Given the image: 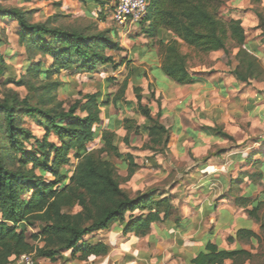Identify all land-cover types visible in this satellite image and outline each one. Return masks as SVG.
I'll return each mask as SVG.
<instances>
[{
    "label": "trees",
    "instance_id": "1",
    "mask_svg": "<svg viewBox=\"0 0 264 264\" xmlns=\"http://www.w3.org/2000/svg\"><path fill=\"white\" fill-rule=\"evenodd\" d=\"M87 12L93 6L100 20L105 19L104 6L108 0H77ZM229 0H147L144 17L138 22L140 32L156 38L161 71L179 86L191 82L186 46L196 54L223 50L229 53L228 42L238 47L234 57L237 64L233 73L247 81L259 68L256 57L244 47V28L240 19H224L220 8ZM264 42V13L258 5L261 0H250ZM257 6V7H256ZM260 7V6H259ZM0 19L16 23L18 44L25 50L26 61L19 78L7 81L24 86L36 98H22L16 92L0 96V264H11L24 253L33 257L55 261L63 251L80 252V257L107 252L102 242L90 244L83 237L96 230L107 228L112 222L122 223L124 234L144 236L154 222L170 219L173 207L169 196L156 198V190L138 192L131 196L121 187L111 156H119V142L128 143L130 135L143 129L147 141L143 148L152 153H164L170 129L160 120L161 111L155 114L142 104V88L133 86L135 102L125 99L128 77L113 92H72L77 97L67 106L57 93L61 82L52 76L61 70L94 72L98 65L110 64L117 68L109 51L123 50L117 30L99 29L94 22L86 25L58 23L57 16L33 21L28 10L4 5L0 0ZM1 42V39H0ZM50 62L44 66L42 60ZM3 57L0 55V62ZM44 66V68H43ZM17 79V80H15ZM159 107V102L157 101ZM120 104L133 109L144 118L138 124L133 117L119 120L125 135L117 137L115 131L101 128V108ZM35 118L43 130L36 137L23 124L24 117ZM209 129L221 138L232 139L221 127ZM53 135L54 140L49 137ZM99 136L98 148L91 143ZM29 145V148H27ZM264 154V152H263ZM74 160V162L71 161ZM126 178L138 168L133 154L126 152ZM72 167L70 174L66 169ZM251 180L262 184L263 173H252ZM125 178V179H126ZM235 203L259 224V233L238 228L227 237L231 242H256V252L242 247L219 248L207 241L204 249L191 259V264H264V220L258 211L263 200L250 209L249 197L238 196ZM135 211H137L135 213Z\"/></svg>",
    "mask_w": 264,
    "mask_h": 264
},
{
    "label": "crops",
    "instance_id": "2",
    "mask_svg": "<svg viewBox=\"0 0 264 264\" xmlns=\"http://www.w3.org/2000/svg\"><path fill=\"white\" fill-rule=\"evenodd\" d=\"M244 1L235 0L232 3L234 9L228 16L242 21L243 47L256 57L259 64L255 76L247 81L233 73L238 47H232L226 56L223 50L196 54L183 45V52L189 53L188 66L192 76L191 82L183 86L177 85L161 71L160 56L154 43L156 38L146 37L140 32L125 42L123 50L119 51L121 60L124 58L126 61L120 65L119 72L123 71L124 76L118 81L121 82L128 70L131 71L125 99L135 102L132 87L139 86L142 88V104H147L152 114L159 108L163 124L165 120L171 122L167 151L164 152L166 156L143 150L154 156L157 165L165 164V161L172 166L171 157L190 165L179 176L181 183L176 186L177 195L170 196L173 207L170 219L152 223L144 236L124 234V225L112 222L107 228L83 237L90 244H105V254L80 257V252L72 254L67 250L55 261L39 260L49 264H191V259L204 249L207 241L223 249L240 246L256 252V242L227 241V237L238 228L259 233V224L245 213L244 207L235 203V198L249 197L246 208L250 209L260 200L256 196L261 194L258 189L261 184L258 181L254 183L250 175L261 171V182L264 183V158L257 156L259 152H255L253 160H250V154L245 155L246 149L256 151L264 143V42L256 28V17L251 11L244 10ZM261 9L264 13V0ZM134 27L140 28L134 25L125 30L129 33ZM191 58L204 59L205 62L192 66ZM122 108L124 110L116 114L109 105L104 109V118L101 117V128L114 130L117 137L125 135V130L118 125L122 117H133L138 124L144 122V118L133 109ZM214 126L221 127L232 139L212 133L209 127ZM147 139L141 129L138 135H130L128 141L131 146L139 147ZM216 146L221 152H214ZM120 150L133 152L128 147ZM137 160L134 157L138 164ZM164 195L170 194L166 191ZM241 224L248 227H240ZM244 264L251 263L247 261Z\"/></svg>",
    "mask_w": 264,
    "mask_h": 264
},
{
    "label": "rangeland",
    "instance_id": "3",
    "mask_svg": "<svg viewBox=\"0 0 264 264\" xmlns=\"http://www.w3.org/2000/svg\"><path fill=\"white\" fill-rule=\"evenodd\" d=\"M115 1L116 0H108V3L104 6V20H100L96 15L98 7L93 6V8H91V11L88 13L86 8L89 7H83L77 0H1V3L4 5L17 6L22 9L28 10L33 21L44 20L48 16L56 15L58 18L57 22L62 24L86 25L94 22L99 29L115 28L117 30V36L120 45L124 46L125 42H128L131 37L140 34V28L134 27L129 33H127L125 29L116 28L111 20V11L113 5L115 4ZM248 1L249 3L247 4H245L246 0L243 3L244 10L251 11L252 15H254L253 11L251 10L253 6L250 4V0ZM233 2H235V0L227 1L219 10L220 15L226 20L231 19L228 14L231 10L234 9L232 6ZM262 2L263 0H261V3ZM249 4L251 5V7ZM258 8H261V4L258 5ZM17 30L18 28L16 23L9 20L0 19V55L3 57V61L0 62V96L3 93H8L9 91L16 92L20 98L29 96L30 103L35 104L36 98L27 87L18 86L13 82L7 81L8 77H14L18 79L19 76L23 74V65L25 64L27 58L24 48L17 42ZM122 32L126 33L122 34ZM128 45L130 44H127V46ZM227 46L229 51L231 52L233 42L229 41ZM108 53L113 56V60L115 61V63L120 62L122 56L121 52L109 51ZM226 56L229 55L226 54ZM38 60H42L44 66H47L50 62V59L48 57L41 59L39 56H36L34 58V61ZM199 62L203 63L205 62V60H201L198 58L190 59V64H192V66L195 65V63ZM120 68L121 66L115 69L110 64H104L98 65L96 71L94 72H74L67 70H64L62 73L58 72L52 76V78L58 77V80L62 84L60 85L57 96L59 99L64 100L65 106L70 104L77 97V95L75 94L72 95V92L76 91H81L82 93L100 92L102 93L101 99L105 100V92H108V90H111L109 92H113L114 90H116L118 84L120 83V81L118 80H121L124 76L123 71L119 72ZM117 77H119V79ZM111 106L113 111H115L114 113L120 114V111H122L123 109L122 107H124L125 105L120 104V108H117L113 105ZM100 108L102 113L100 114V116L104 118L103 112H105L104 109L106 107L100 106ZM131 112L132 111H130L129 113ZM170 123V120L164 121V124L169 129ZM23 124L36 137H42L43 130L40 126L37 125V121L35 118L25 116ZM49 139L54 140V136L51 135ZM100 144L101 141L98 136L91 143V147L98 148ZM119 146L120 149L125 148V150L126 147L131 148L133 151L131 154H133V156L138 159V164L136 163L138 165V168L132 174V176L126 178L127 161L123 159L126 152L119 149V156L110 157V160L116 166V172L118 174L121 186H123V188L124 186H126L125 189L131 196L135 195L138 192H145L148 190H156V198L162 196L170 197L171 195H177V193H175V190L177 188L176 186L177 184L181 183L179 176H181L184 171L188 170L190 168V165H186L187 163H182L180 159H175L171 156L170 161L172 162V166H170L169 163H166L165 161L163 162L165 164L157 165L154 160V156L150 152H146L143 150V143L140 144L139 147H137L131 146L129 141L127 144L119 142ZM27 148H29V145H27ZM214 150L215 153L221 152L218 146H216ZM255 152H259V155L257 156L263 159L264 143L258 146L256 151H254L253 148L246 149L245 155L250 154V160H253L254 154H256ZM163 155H165V153ZM71 161L74 162L73 159H71ZM71 170L72 167H68L66 169V173L70 174ZM256 182L257 181H255V183ZM258 189L261 191V194H258L256 198L263 200V203L258 211V215L262 220H264V183L259 185ZM166 191L169 192L170 195H164ZM244 226L248 227L247 224H241L240 227Z\"/></svg>",
    "mask_w": 264,
    "mask_h": 264
},
{
    "label": "built area",
    "instance_id": "4",
    "mask_svg": "<svg viewBox=\"0 0 264 264\" xmlns=\"http://www.w3.org/2000/svg\"><path fill=\"white\" fill-rule=\"evenodd\" d=\"M147 0H116L111 11V20L116 28L127 29L137 25L144 17ZM17 264H49L33 257L31 253L21 254L16 259Z\"/></svg>",
    "mask_w": 264,
    "mask_h": 264
}]
</instances>
